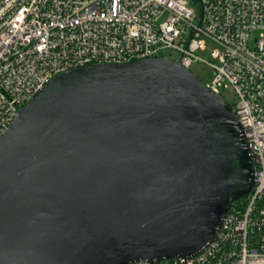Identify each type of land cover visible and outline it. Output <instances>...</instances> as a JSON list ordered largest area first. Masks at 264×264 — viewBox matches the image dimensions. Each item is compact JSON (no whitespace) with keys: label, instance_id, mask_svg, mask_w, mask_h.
<instances>
[{"label":"water","instance_id":"95a60500","mask_svg":"<svg viewBox=\"0 0 264 264\" xmlns=\"http://www.w3.org/2000/svg\"><path fill=\"white\" fill-rule=\"evenodd\" d=\"M253 172L232 105L180 60L56 74L0 133V264L191 256Z\"/></svg>","mask_w":264,"mask_h":264},{"label":"built area","instance_id":"2783aa9c","mask_svg":"<svg viewBox=\"0 0 264 264\" xmlns=\"http://www.w3.org/2000/svg\"><path fill=\"white\" fill-rule=\"evenodd\" d=\"M159 56L234 92L253 181L202 250L130 264H264V0H0V133L56 74Z\"/></svg>","mask_w":264,"mask_h":264},{"label":"rangeland","instance_id":"374dc122","mask_svg":"<svg viewBox=\"0 0 264 264\" xmlns=\"http://www.w3.org/2000/svg\"><path fill=\"white\" fill-rule=\"evenodd\" d=\"M256 33H252V35H255ZM211 46H207V50L204 52H199V55L204 59H209V52L211 50ZM162 55L168 58H177L178 55L173 52L170 49L162 50ZM191 72L194 73L202 82L203 84H207L210 81V70L207 66L204 64H196L191 69ZM221 96L234 108V105L237 101L236 96L234 92L228 88V89H222L220 90Z\"/></svg>","mask_w":264,"mask_h":264},{"label":"trees","instance_id":"16d2710c","mask_svg":"<svg viewBox=\"0 0 264 264\" xmlns=\"http://www.w3.org/2000/svg\"><path fill=\"white\" fill-rule=\"evenodd\" d=\"M244 196L238 198L237 200L233 201L231 206H237V207H241L243 205L244 202Z\"/></svg>","mask_w":264,"mask_h":264}]
</instances>
